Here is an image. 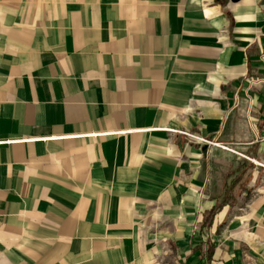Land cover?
Listing matches in <instances>:
<instances>
[{"label": "crops", "instance_id": "crops-1", "mask_svg": "<svg viewBox=\"0 0 264 264\" xmlns=\"http://www.w3.org/2000/svg\"><path fill=\"white\" fill-rule=\"evenodd\" d=\"M0 264H264V0H0Z\"/></svg>", "mask_w": 264, "mask_h": 264}, {"label": "trees", "instance_id": "trees-1", "mask_svg": "<svg viewBox=\"0 0 264 264\" xmlns=\"http://www.w3.org/2000/svg\"><path fill=\"white\" fill-rule=\"evenodd\" d=\"M233 185V184H232ZM231 185V186H232ZM231 199V196H230V194L228 195V193H227V196H225V198H224V202H227L228 200H230ZM236 199V198H235ZM212 246L210 245V246H208V248H207V250L205 251V253L206 254H210L212 251Z\"/></svg>", "mask_w": 264, "mask_h": 264}]
</instances>
